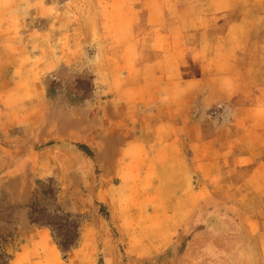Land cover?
<instances>
[{"label":"rangeland","instance_id":"rangeland-1","mask_svg":"<svg viewBox=\"0 0 264 264\" xmlns=\"http://www.w3.org/2000/svg\"><path fill=\"white\" fill-rule=\"evenodd\" d=\"M3 4L0 264H264V0ZM101 22L123 27L98 32L96 41L125 39L126 26L134 31L132 94L141 97L142 76H148L143 99L150 124L144 141L134 128L128 142L108 151L104 145L100 151L84 128L65 133L96 174L86 190H67L60 175L41 176L22 166L28 121L5 115L15 109L24 116L32 97L25 93L37 86L63 107L79 110L55 111L56 118L81 112L92 117L94 69L105 56L94 52L110 48L82 44L57 56L47 47V27ZM84 34L68 30L59 37L84 41ZM142 45L151 64L141 63ZM48 50L57 61L47 63ZM181 58L175 86L168 80ZM41 99L36 146L60 139L54 130L42 132L47 112ZM131 118L136 125V113ZM27 185L31 199L15 203L13 196Z\"/></svg>","mask_w":264,"mask_h":264},{"label":"crops","instance_id":"crops-1","mask_svg":"<svg viewBox=\"0 0 264 264\" xmlns=\"http://www.w3.org/2000/svg\"><path fill=\"white\" fill-rule=\"evenodd\" d=\"M4 1L5 0H0L1 16H5L7 12L3 4ZM70 13H72V11H70ZM93 14L96 15L97 13L93 11ZM122 27V25L117 23L112 24V22H107V24L101 22L100 26L97 24L93 27H82L80 24L75 26H58L56 23L50 24L47 27V38L49 37L46 42L47 47H50L52 50L56 49L57 56L59 50L63 51L64 55V51L67 48H81L80 46L82 44L83 46H94L95 49H97L96 47L99 45L106 49L108 47L110 48V51H106V53L98 51L94 52V55L105 56L103 57V63L94 69L95 82H97V85L90 93V95L95 97L92 117L87 113L81 112L78 117L67 116L65 119L62 117L56 118L55 111L73 112L78 109L63 107L61 103L48 98V89H39L37 86L29 87L25 93L33 98L31 97L29 101H27L28 103L26 102L24 105L25 107L22 109L24 111V116L17 117L18 111L15 109H10V111H15V114L13 115L14 119L11 114L7 116L5 115V120L8 121H28V124L24 125L26 126L23 129L25 134L22 136V142L24 144L23 150L28 153L27 155L25 154L24 164L22 166H24L25 169H32L35 167L37 174L41 176L60 175L67 190H86L89 182H91V177H95L96 174L94 168L92 169V166L89 163V159L77 148L73 147L71 142L67 143L64 140L67 138L64 136L65 133L84 128L86 131L93 132V135L96 138L95 143L100 145V151H102V145H104L106 151H108L115 145L128 142L129 139H127L126 136L133 135L132 130H134V128L141 131L140 138L144 141V129L149 127V109L148 105H145L144 107L145 100L143 99L144 91H147L146 87H148V76H142L140 86L141 97H134L132 94L134 84L133 69L135 67V61L132 55L134 46L133 29L126 26V38L122 40H118V38H109L107 40L101 41V39H99L96 41V36L99 35L98 32H116ZM68 30L69 32L72 30L73 32H78L79 37L80 32H84L86 33L84 36H87V39L83 41L78 35H76V37L72 36V39L70 40L59 37V35H62L66 38L64 33H68ZM144 48L145 47L142 45L141 63L142 65L151 64L150 58L145 57L143 54L145 52ZM48 52L47 55L49 56V59L47 63L49 64L56 59L50 50H48ZM110 58L114 60L111 61ZM153 59L160 60L161 54L155 56ZM180 60L181 62L179 63L177 73L175 71L172 79L168 80L169 83H172L175 86L176 84L179 85L181 80L182 58ZM98 82H100L101 85H98ZM16 93L19 92L17 88H14L13 94L17 95ZM38 96H44V99L40 100V104L43 106L41 107V110L43 109L47 112V115L44 117V123L41 122V124H44L41 126L42 132L50 134V131L54 130V132L60 136V139L56 141L45 139L48 140V143L47 141H42L40 145L36 146L35 137L38 135ZM48 112H51V115ZM135 113L137 122L136 125H133V118L131 117L133 114L135 115ZM54 120L56 121V124H54ZM53 125L55 127H53ZM50 127H52V129ZM77 159H81V163H77ZM63 162H65V164H63ZM66 176H68L67 179L64 178ZM18 190L19 191L13 196L15 203H25L31 199L32 189L30 186L27 185ZM24 219L26 221L28 220V223L30 222L27 215L23 218V222Z\"/></svg>","mask_w":264,"mask_h":264}]
</instances>
